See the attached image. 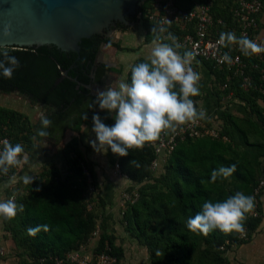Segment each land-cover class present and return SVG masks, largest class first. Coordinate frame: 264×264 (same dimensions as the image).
Masks as SVG:
<instances>
[{"label": "trees", "instance_id": "16d2710c", "mask_svg": "<svg viewBox=\"0 0 264 264\" xmlns=\"http://www.w3.org/2000/svg\"><path fill=\"white\" fill-rule=\"evenodd\" d=\"M155 1L146 0L135 15L147 30V42L156 39L151 31L152 28L157 29L156 24L148 17ZM175 1L180 4L179 0ZM233 6L232 0L219 1L214 13L229 23ZM118 27L129 28L122 23ZM222 28L223 32H230L226 25ZM161 42L171 43L167 39ZM104 43L122 49L121 43L100 34L84 38L79 53L66 52L55 45L6 47L10 55L19 59L20 67L11 79L0 76V93L19 91L31 102L46 108L45 117L52 124L47 129L48 137H38L36 130L41 127V120L36 124L27 123L20 113L0 107V137L9 136L13 145L28 143V148L32 150L35 141L45 139L58 144L68 129L80 132L83 125L92 122L93 110L89 105L95 95L87 85L93 83L91 74L94 61ZM181 49L178 51L183 54ZM141 62L147 60L141 58L132 67ZM131 68L127 83L131 80ZM105 70L104 64L97 68L95 81L102 82ZM65 71L68 74L64 75ZM217 77L220 80L222 72L217 71ZM236 87L238 84L232 88ZM236 92L249 102L252 113L257 115L259 121L237 117L231 112L222 114L223 124L216 125L212 119H204L207 128L219 130V136L205 134L178 139L170 154L159 157L158 168L163 169L159 176L154 175L158 168H151L152 161L157 157L151 142H147L142 149L129 150L127 157H118L120 172L133 182L126 190L133 196L134 192L139 195L136 202L125 203L123 219L130 235L148 248L152 264H231L223 253L234 244L251 242L252 232L262 223L261 214L254 215L253 212L258 210L262 213L260 194H256L255 190L264 178V130L260 125V122H264V105L258 103L259 99L264 101V95L243 91L240 87ZM197 98L199 96L192 99ZM85 113L88 115L87 120L83 118ZM99 114L104 117L101 112ZM104 123L112 125L114 120L110 117ZM78 142V137H74L64 147L65 170L56 163H49L34 178L33 183L27 185V193L11 192L8 197L15 195V202L24 207L11 220L17 232V246L23 247L20 253L27 256L22 257L21 264H57L56 258H65L81 245H87L96 237L94 232L97 229L99 238L90 252H103L108 243L111 248L108 252L116 258L114 264H120L125 256L123 246L117 244L116 235L109 232L105 216L99 220L89 185L91 183L95 190H99L100 184L94 167L86 160ZM162 156L165 158L163 162ZM130 161H135V164H130ZM232 164H236L237 170L231 177L210 182L213 170ZM16 170L17 167L12 168V174L15 175ZM202 180L206 183H201ZM15 185H11V191ZM236 192L255 197V208L246 214L247 219L244 221L248 238H242V233L225 235L219 230L207 236L188 231L187 219L201 211L205 201L223 202ZM99 200V206L105 208L106 199L101 193ZM38 225H47L48 230L41 229L34 236L29 235L27 230ZM202 243L206 244V249L196 255Z\"/></svg>", "mask_w": 264, "mask_h": 264}, {"label": "clouds", "instance_id": "9594fccd", "mask_svg": "<svg viewBox=\"0 0 264 264\" xmlns=\"http://www.w3.org/2000/svg\"><path fill=\"white\" fill-rule=\"evenodd\" d=\"M151 31L156 35L153 40L155 46L147 62L138 63L131 68L130 83L121 80L117 88L109 86L98 90L89 105L93 110L91 131L95 134V139L88 143L96 153L106 154L110 149L113 155L127 157L129 150L142 149L147 142L158 141L162 133H177V130L183 131L184 125L195 124L207 118L206 111L198 109L192 99L201 94V77L191 67L195 53L185 51L181 54L178 50L182 45L174 34L168 32L166 37L162 36L167 29L161 27L157 32L156 28H152ZM5 34H10V26L5 29ZM162 39L171 43H163ZM217 43L229 49L232 45H238L240 52L246 57L264 52V46L246 35L237 38L234 32H222ZM0 57V76L11 79L20 67V61L16 56L10 55L6 47H0ZM220 62L231 64L228 52L223 54ZM99 112H107L114 124H105ZM83 118L88 119L87 113ZM51 124L50 119L42 116L41 127L36 130V136L48 137L47 129ZM0 144V175L7 176L10 169L20 166L27 158L21 159L24 153L22 144L13 145L8 140L0 141ZM130 164H135V161H130ZM236 170V164L220 166L211 172L210 182L226 180ZM20 179L25 185H29L33 183L34 177L26 173ZM16 182L17 177L12 175L0 184V189ZM201 183L206 181L202 180ZM254 208L255 197L243 192H236L223 202L205 201L201 211L187 219L186 228L195 235L204 236L214 230L225 235L243 233L246 214L251 213ZM23 210V205L15 202V195L0 201V221H11ZM41 229L47 231L48 226L38 225L27 231L34 236Z\"/></svg>", "mask_w": 264, "mask_h": 264}, {"label": "built area", "instance_id": "2783aa9c", "mask_svg": "<svg viewBox=\"0 0 264 264\" xmlns=\"http://www.w3.org/2000/svg\"><path fill=\"white\" fill-rule=\"evenodd\" d=\"M219 1L229 0H199L198 4L191 8H186L176 3L175 0H156L152 4L148 17L155 22L158 30L161 27L167 29L162 34L163 37L171 32L178 38V43L182 45L184 51L195 53V59L191 64L194 71L199 73L197 62L204 61L210 63L213 69L222 72L220 88L223 92L228 93L227 96L230 100L234 84H238V87L243 91L258 92L264 95V52L246 57L240 52L238 45H232L229 49L217 43L220 34L224 31L222 27L226 25L227 30L234 32L237 38L246 35L249 39L264 46V0H232L234 6L231 8L232 18L229 23L214 13V7ZM225 52L231 56V64L220 62ZM260 101L264 105V101ZM205 134L218 137L219 130L207 128L204 121L200 120L195 124L184 125L183 131L162 133L158 141L151 142L157 154V157L152 161L151 168L153 170L158 168L159 157L170 154L178 139ZM3 140L10 142V137H0V141ZM0 148H2V144H0ZM117 168L119 169V166ZM86 173L90 176L88 171ZM12 175L14 174L10 169L7 176L0 175V180H8ZM89 181L91 182V178ZM89 188L91 191L95 190L91 183ZM263 188L264 178L260 181L255 193H260ZM138 198L137 192H134V196L130 192H125L122 197L123 203L128 201L134 203ZM254 212L253 214L257 215ZM97 234H99V229L94 232V235ZM241 237L246 238L245 233H242ZM85 246L81 245L78 249L68 253L65 258H56V263L114 264L116 262V258L108 252L111 249L108 243L105 250L98 254L88 251ZM221 248L224 249V246ZM6 254L7 249L0 237V258Z\"/></svg>", "mask_w": 264, "mask_h": 264}, {"label": "rangeland", "instance_id": "374dc122", "mask_svg": "<svg viewBox=\"0 0 264 264\" xmlns=\"http://www.w3.org/2000/svg\"><path fill=\"white\" fill-rule=\"evenodd\" d=\"M135 21L136 23H139L140 25H135L136 26V31H132L130 36L127 37V35H124L122 42L125 45H130L131 47H136L134 51H129V52H124L122 53L121 51L124 50L122 49H116L110 47L108 44H105L103 47V59L107 61H112L115 63L116 68L120 69L122 72H113L112 74V81L109 86L113 88L118 87V83L123 80L127 82V77H128V71L127 69L129 68V61L126 58H137L139 56H145V53H151V47H154V44H146L144 43V35L145 32L142 27V23L140 22L139 19H137V16H135ZM131 27V26H128ZM133 28V27H132ZM116 31V30H115ZM117 32V31H116ZM116 32H115V37H116ZM119 33V32H118ZM113 37V36H112ZM113 37V41L116 42L118 39ZM127 38V39H126ZM116 39V40H115ZM121 41V40H120ZM120 41H117L121 43ZM141 45V48L138 46ZM107 86V87H109ZM0 107H6L8 109L14 110L18 113H20L23 117L24 120L28 123V121L31 124H36L41 120L42 116L46 115V108H44L40 104H35L31 102L27 97H24L22 95H19L16 92L6 94V93H0ZM105 117H108L107 112H101ZM105 117H102L105 118ZM106 119V118H105ZM106 121V120H104ZM86 125L82 126V130H84L83 127ZM93 126V124H91ZM79 135L76 136L79 139L78 145L79 148L83 151L84 156L86 160L90 161L91 166L95 167V171H97V177L98 181L100 184V189L99 190H93L91 191L89 188V193L93 196V204L95 205L96 211H98L99 215V220L101 221L102 218L104 217L102 205L99 206V193L101 195H106V191L102 190V185L105 183H108V181H116L115 185L117 186L118 184V194L119 199L116 202L118 203L119 212L120 215L122 216L123 219V213H122V206L126 208L125 203H123V194L125 192H128L126 189L129 186H126L124 179L126 181V178L122 175L120 170L116 166L115 159L118 158L116 155H113L111 153V150L109 149L106 154H101V153H96L90 144L88 143V138H84L81 132L78 133ZM73 136V135H72ZM66 137V136H65ZM62 142L66 143V138L62 140ZM61 142V143H62ZM41 142H37V144H40ZM46 143V144H45ZM45 146L48 149H56L57 145L53 144V142H45ZM60 143V144H61ZM60 144L58 146H60ZM24 147V153L21 156V159L23 160L24 157L28 159V153H29V146L28 143L23 145ZM165 158L163 156L161 157V162H163ZM26 167L28 166V160H26ZM49 163L43 165L41 169L37 170L35 174H33V177L35 178L38 176L40 173H42L43 170H45L48 167ZM57 165V164H56ZM163 173L162 167L158 168L154 175L159 176ZM26 174L23 173L21 174V177ZM28 174V173H27ZM105 186V185H104ZM103 186V187H104ZM11 187V186H10ZM7 188L5 198L6 200L8 199L9 195L11 192H16L19 194H25L27 193V185L23 183V181L20 179L19 182L15 185V188L11 191V188ZM260 194V202L261 199L264 200V188L263 190L259 193ZM5 201V200H4ZM122 206H121V205ZM107 205V202H106ZM99 206V207H98ZM261 208V207H260ZM263 209V208H262ZM257 215L261 214L262 217V223L260 226L257 228L256 231L252 232L251 234V242L246 243V244H234L231 246V248L223 253L225 257L230 261L231 264H264V211L262 210V213H260L258 210L255 211ZM126 223L122 225L124 230L119 229L117 231V236L122 235L123 239L121 240L122 243H124V250H125V256L121 260L120 264H152L150 261V252L148 248L144 245H141L135 237H128L125 233L127 231V226ZM126 228V229H125ZM128 232V231H127ZM0 233L2 240L5 242V247L7 249V258L5 260L0 259V264H21V259L22 257H27L25 254L20 253L23 251V247H18L17 246V241L15 239V236L17 234L15 225L13 224L12 221H0ZM246 238H248V233L244 231ZM99 234L96 235L95 238L91 239L90 242L85 246L88 251H91L93 247L96 246ZM263 243V245H259L258 243ZM119 243V239H118ZM257 243V244H256ZM206 244L202 243L200 248L196 251V255H199L203 253V251L206 249ZM256 253V254H255ZM255 254V255H254Z\"/></svg>", "mask_w": 264, "mask_h": 264}, {"label": "water", "instance_id": "95a60500", "mask_svg": "<svg viewBox=\"0 0 264 264\" xmlns=\"http://www.w3.org/2000/svg\"><path fill=\"white\" fill-rule=\"evenodd\" d=\"M145 1L0 0V47L55 45L63 51L79 53L84 38L95 34L114 36L116 31L113 27L118 22L134 26L136 21L131 18ZM9 26L10 34H5ZM101 54L102 46L93 71L97 69ZM66 74L68 71H65ZM95 76L96 72H93L91 77ZM87 87L91 88V84ZM97 88L105 89L104 86Z\"/></svg>", "mask_w": 264, "mask_h": 264}, {"label": "crops", "instance_id": "0c3cea01", "mask_svg": "<svg viewBox=\"0 0 264 264\" xmlns=\"http://www.w3.org/2000/svg\"><path fill=\"white\" fill-rule=\"evenodd\" d=\"M179 2H180V5H182L186 8H191V7L196 6L198 4L199 0H179ZM135 25L137 26L140 24L135 23ZM135 25L132 26L133 28L132 27L126 28V29L121 28L116 32L115 38L118 39L117 41L121 40L120 41L121 47L124 49L121 51L122 53H124L125 51L126 52L134 51L136 48V47H131L130 45H125L122 42L124 35H127V37H128V36H130L132 31H134V30L136 31ZM142 27H143V30L145 32V35H144L145 42L144 43H146V44L153 43V40L150 42L146 41L147 30L144 28L143 25H142ZM114 36H115V34H114ZM138 47L141 48V45H139ZM112 48H115V47H112ZM152 48L153 47H151V50H152ZM115 50H116V48H115ZM181 50L184 52L183 49H181ZM149 55H150V53L146 52L145 56H139L136 59L135 58H133V59L129 58L128 59L127 57H123V55H122V58H126L130 63L127 71L129 72L130 68L132 67V65L137 60H139L141 58H145L147 60ZM197 67L199 69V75L201 77V79L199 81V88H200L201 94L199 95V98L193 99V100L196 102V107L198 109H203L206 111L207 118L212 119L214 124L219 125V124L224 123V119L222 118V114L225 112H231L237 117H246V118H251L252 120H255V121H259L258 120L259 118L257 117V115L252 113L249 102L245 98H243V96H241V93L236 92V90L238 89L237 87L232 90V99L231 100L227 96L228 93L223 92L221 90V88H220L221 81L217 77V70L213 69V67L210 63L204 62V61H198ZM228 92H229V90H228ZM258 103L260 105H263L261 103L260 99H259ZM105 118H103V121L107 120L110 117H105ZM91 124H92V122H90L89 124H86V126L83 127L84 130L80 131L82 134L84 133L83 137L88 138V140L95 139V134L92 133V131H91V129L93 127V126H91ZM260 125H261V128L264 130V122H260ZM80 132H76V131H73L71 129H68L65 133L66 137L64 136V138H63V139L66 138V143L61 141L62 142V143L60 142L61 144L60 143L56 144L55 142H53V144L57 145L56 149L46 148L45 142H48V141L45 139L40 140V141H35L32 150H30L28 153V159H26V160H28V166L26 167V170L24 169L26 166V163H25L26 161H25L20 166H18L17 170L15 171V176L17 177V182L15 184H17L19 182V180L21 178V174L23 173V171H24V173H28L30 176H33V174H35L37 170L41 169V167L47 163H56L60 169L65 170L67 168V163H66V157H65L64 151H63L64 147L72 138L78 136L79 135L78 133H80ZM37 142H41L40 143L41 145L37 144ZM49 142H51V141H49ZM59 144H60V146H58ZM115 161H118V158H116ZM116 166H118L117 162H116ZM94 169H95V167H94ZM96 173H97V171H96ZM123 176H124V178H126V181H125V179L123 181V182H125L126 186H131L133 184V182L126 175H123ZM5 181H7V180H0V184H3ZM115 182L114 181H108V183L104 184L105 186L102 185V190L106 191V195H103V196L105 197L106 202H107V205L103 209V213H104V216L106 218L107 228H108L109 232L116 235L117 244L123 246V248H124L125 245H124V243L121 242L123 237H122V235L117 236V234H118L117 231L119 229L124 230L122 225H124V223H126V222H125V220H122V216L120 215V212H119L120 206L118 207V203L116 202V200L118 201L120 195L118 194V187H117L118 184L116 186ZM12 185H14V184H12ZM9 187H7V188H9ZM7 188L0 189V201L6 200L5 194H6ZM260 207H261V211L262 210L264 211V200L263 199H261ZM121 209H122V213H123L125 208L122 206ZM125 233L128 237H131L129 232L125 231ZM118 239H119V243H118ZM2 243L4 244L5 242L2 240ZM261 244L263 245V243H260L259 245H261ZM5 258H7V257H5ZM5 258H1V260H5Z\"/></svg>", "mask_w": 264, "mask_h": 264}, {"label": "flooded vegetation", "instance_id": "af4514ba", "mask_svg": "<svg viewBox=\"0 0 264 264\" xmlns=\"http://www.w3.org/2000/svg\"><path fill=\"white\" fill-rule=\"evenodd\" d=\"M135 18V16L134 17H132L131 18V20H135L134 19ZM119 26V22L118 23H116L115 25H114V29L116 30V31H118L119 29H121V28H119L118 27ZM125 26H127V25H125ZM128 26H130V25H128ZM132 27V26H131ZM131 27H129V28H131ZM103 37L104 38H110V39H113V37H115V36H110V37H106V36H104L103 35ZM105 44H108V43H104V44H102L101 46H102V54H101V59L99 60V64H98V66H97V68L99 67V66H101L102 64H104V65H106V70H105V73H104V76L102 77V82L101 83H98L97 81H95V78H92V80H93V83H91V92L95 95L96 94V92L99 90V88H97V87H99V86H104L105 88H107V86H109L110 84H111V81H112V73L113 72H118V70H120V69H117L116 68V65H115V63H113L112 61H107V60H104L103 59V47L105 46ZM110 47H115V46H112V45H110V44H108ZM100 46V47H101ZM116 48V47H115ZM117 49V48H116ZM97 71V69L96 70H94L93 72H96ZM92 72V73H93ZM120 73V72H119ZM96 77V76H95ZM97 85V86H96ZM99 85V86H98ZM19 91H16V93H18ZM19 95H20V93H18Z\"/></svg>", "mask_w": 264, "mask_h": 264}]
</instances>
